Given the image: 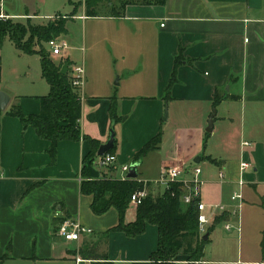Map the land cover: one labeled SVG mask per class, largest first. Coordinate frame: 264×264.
Listing matches in <instances>:
<instances>
[{
    "label": "crops",
    "instance_id": "obj_1",
    "mask_svg": "<svg viewBox=\"0 0 264 264\" xmlns=\"http://www.w3.org/2000/svg\"><path fill=\"white\" fill-rule=\"evenodd\" d=\"M80 2V13L64 18L63 38L57 37L66 42L67 49L62 57H50L55 64H69L67 72L70 76L74 65L84 69L79 92L81 135L105 143L112 124L110 105L114 102L116 106L117 120L113 123L116 161L109 167H100L96 160L99 169L89 166V177L92 180H100L103 176L123 180L128 172L124 173L121 168L134 163V155L160 132L158 149L139 161L135 180L144 185L148 195L157 197L167 189L158 183L162 170L180 168L179 180L198 178L201 182L202 202L225 207L222 220L216 222L221 215L215 216L207 227L204 251L212 245L216 231H234L239 237L244 205L250 200L255 201L259 196L258 187L264 186V145L250 148L244 142L249 148L230 159L206 156L217 168V178H211L208 172L205 173L207 170L200 167L204 160L205 134H210L205 132L207 126L174 124L169 142L172 149L165 151L163 122L168 124L172 114L174 120L176 110L165 120L163 116L166 106L170 108L171 105L191 103L214 108L227 101L264 105V0H165L163 6L127 5L122 11L118 10L119 16L112 15L111 5L103 4L96 17H87L84 0ZM34 5L33 0H2L3 13L15 22L46 25L48 22L34 23L43 18ZM56 15L48 17L49 21ZM70 21L73 22L71 27ZM76 23L78 29L80 27V41L76 36ZM41 45L49 53L46 43ZM12 53L9 51L5 55L7 68H13L17 75L13 78L17 80L35 72L22 58L29 54L17 49ZM177 56L175 82L170 87L169 99L165 100V89ZM4 62V51L0 49V91L10 97L7 109L18 104L24 115H37L40 112L38 98L49 93L48 84L41 76L46 91L41 86L40 91L20 92L13 86L12 79H7ZM216 97L219 102L214 106ZM209 107L205 119L211 116ZM226 118L221 119L225 121ZM49 148L50 143L40 139L30 126L24 128L18 118L2 112L0 260H3L0 264H74L73 252L77 253L80 246L88 252L105 253L107 260L115 264H151L150 255L157 250L158 244L155 225H146L145 231L133 238L110 231L118 223L117 211L111 208L104 215L95 216L90 209L91 196L79 193L80 170L88 152L87 143L82 140L58 143L54 160L48 153ZM152 154L157 157L159 174L156 177L145 172V162ZM241 162L249 165L242 173ZM256 164L261 168L259 173ZM195 169L200 170L197 176ZM247 170L251 172L244 174ZM219 173L223 174L222 178ZM240 179L244 182L241 191L245 187V192L240 207H237L230 201V196L239 188ZM151 182L159 185L153 187ZM235 210L237 216L231 214ZM135 214L136 206L130 205L125 222H133ZM61 219L77 222L92 232L81 234L77 243L65 242L54 232ZM226 224L231 225L230 230L224 229ZM259 230L262 245L264 224ZM220 241L224 246L228 239ZM85 260L89 261L87 264L96 262ZM261 260L238 259L228 263L204 259L203 255L200 261L206 264H264L263 248ZM188 262L184 255L174 258L175 264Z\"/></svg>",
    "mask_w": 264,
    "mask_h": 264
},
{
    "label": "trees",
    "instance_id": "obj_2",
    "mask_svg": "<svg viewBox=\"0 0 264 264\" xmlns=\"http://www.w3.org/2000/svg\"><path fill=\"white\" fill-rule=\"evenodd\" d=\"M114 0H84L85 15L96 17L103 4L111 5L113 16H119L118 10L131 4L163 6L165 0H121L117 6ZM79 2V5L80 6ZM116 6V7H115ZM78 7L70 16L76 14ZM66 20L49 21L44 26L26 23L12 22L11 20L0 19V45L4 37L8 36L15 49L26 54H36L40 58L41 76L49 86V93L39 97L40 112L37 115H24L18 104H12L5 111V115L16 117L24 128L30 126L36 135L50 143L49 155L55 159L58 143L62 141L79 142L84 141L88 145V152L83 157L79 182V193L91 196L90 209L95 216H102L111 208L118 213V223L110 231L122 232L127 237L133 238L145 231L146 225H155L158 228L157 250L150 255L151 264H175L174 258L177 255L188 257V264L200 261L204 255V246L207 240L198 233L196 202L185 205L182 202L184 193L181 183H172L162 195L147 197L136 206V214L133 222L126 223L125 215L130 207V197L135 192L142 190L144 185L135 179H113L103 176L100 180H92L89 177L88 167L97 160V150L100 142L87 136L81 135V99L78 90L71 85V77L68 72L61 73L62 67L67 63L55 64L46 50L41 47L42 43L59 37L65 32ZM41 48L34 51V45ZM179 56L175 59L174 70L171 79L165 89V100L169 99V91L175 82L176 65ZM219 102L216 97L214 106ZM111 122L117 120L115 103L110 105ZM1 113V112H0ZM2 114V113H1ZM205 134V138L208 137ZM161 143L159 132L153 139L147 142L133 157V162H139L147 153L158 149ZM115 147L108 155H114ZM105 154V155H107ZM224 215L215 219L220 222ZM61 219L59 224L63 222ZM57 228H54L56 233ZM108 231V232H110ZM107 232V233H108ZM210 233V231H208ZM262 248L264 249V233ZM75 255L76 252H73ZM78 254L84 259H92L96 262L91 264H115L107 260L105 253H96L80 246ZM1 259L0 261H2Z\"/></svg>",
    "mask_w": 264,
    "mask_h": 264
},
{
    "label": "rangeland",
    "instance_id": "obj_3",
    "mask_svg": "<svg viewBox=\"0 0 264 264\" xmlns=\"http://www.w3.org/2000/svg\"><path fill=\"white\" fill-rule=\"evenodd\" d=\"M36 5H34L35 11L39 15H42L43 18L40 20H35L34 23L43 24L49 22V18L57 14L54 18L55 21H62L65 17L69 18L70 14L74 10V7H79L80 0H33ZM118 1L114 0L113 3L117 6ZM81 9H77L76 14L80 13ZM59 13V14H58ZM62 14V15H61ZM63 14H68L63 15ZM12 22H15L13 19L9 18ZM73 22L70 21V27ZM76 36L78 35L80 27L78 29V24L75 25ZM63 35H60V38ZM81 38V37H80ZM77 39V37H75ZM0 49L4 51V59L5 62L3 64V71L8 76L7 79H12L13 86L20 89V92L28 93L33 90L28 89H37V91L41 90V86H44L46 91V83L41 78L40 74V61L39 57L36 54L26 55L27 57H22L24 60H27V63L32 69L35 70L34 73H30L28 77H18L17 80L13 78L17 76L13 71V68H7V54L9 51L14 52V45L9 40L8 36L4 37ZM46 49V47H45ZM34 51L40 50V46L35 43L33 47ZM47 51V49H46ZM23 53V52H22ZM49 54V53H48ZM14 56V54L12 53ZM51 56V55H49ZM17 63L20 65L21 60L18 59ZM22 63V68H23ZM18 68L17 66H15ZM36 74V77L34 75ZM14 75V76H13ZM12 77V78H11ZM34 78V79H33ZM14 79V80H13ZM37 81H34V80ZM36 83L35 86H30ZM203 105H195V104H181L178 106L171 105L170 108L166 106L164 111L163 120L165 117L169 116L170 112L177 114L175 119L172 120L173 114L171 117V121L167 124V122H163L165 124V128L163 130V140L165 142L163 150L170 151V131L173 129V125L180 127H195L197 125L208 126L209 119H205L204 114L207 113L208 107ZM171 109V110H170ZM211 114L213 116V124L212 129L214 127L213 132L208 134L209 136L205 139L204 146V160L201 162L200 167L203 170H207L205 173H209L211 178H217V168L214 164L210 163L206 156L209 155L212 158L217 160L219 159H230L234 157H238L241 151H246L247 148H252L262 144L264 145V105H256L254 103H241L239 101H227L225 103H221L220 105L212 108ZM227 117L226 120H222L221 118ZM244 142H247L249 146L244 147ZM156 155H150L145 162V172L151 175L157 176L159 174L158 167L156 164L157 157ZM207 167L204 168V166ZM258 164V163H257ZM256 164V166H257ZM94 170H98V166H96V159L91 165ZM258 173L261 168L257 166ZM251 170H247L244 174L250 173ZM159 178L161 175L158 176ZM190 177V176H188ZM198 179V178H197ZM152 186L157 187L159 184H155L151 182ZM163 185H160V188L163 189ZM245 188V187H244ZM243 188V195L244 190ZM203 189V188H202ZM201 189V190H202ZM235 191H238L235 190ZM247 191V190H246ZM232 194V193H231ZM257 194L259 195L255 201H248L244 206V210H242V231L240 236L231 231L226 233L225 231H216V238L213 241L211 246H207L204 251V259H209L213 261H227L228 263L237 261L238 259L241 261L246 260H255L262 261V233L260 234V227L264 224V186H259ZM242 208V209H243ZM228 239L226 244L222 246L221 239ZM74 245V244H73ZM72 243L69 244V248H71ZM239 255V258H238ZM35 264V263H33Z\"/></svg>",
    "mask_w": 264,
    "mask_h": 264
},
{
    "label": "built area",
    "instance_id": "obj_4",
    "mask_svg": "<svg viewBox=\"0 0 264 264\" xmlns=\"http://www.w3.org/2000/svg\"><path fill=\"white\" fill-rule=\"evenodd\" d=\"M0 19L7 20L9 17L3 13L2 0H0ZM46 46L49 50L51 56L54 57H62L64 51L67 49V44L62 39L53 38L46 42ZM83 76L84 69L82 66L74 65L71 70V85L80 92V89L83 84ZM1 115V113H0ZM248 145L244 143V146ZM98 165L100 167H109L113 165L116 161V157L114 155H103L98 156L97 158ZM248 164L246 162L240 163V172L242 173L245 169L248 168ZM129 166L124 165L121 170L124 173H127ZM182 171L180 168H165L161 172L159 184L165 185L167 188L172 183H181L183 185L184 193L181 197L183 204L188 205L196 202L197 209V223H198V233L200 236L204 235L207 231V227L210 226L212 220L215 216L226 213L225 207L221 204H206L201 201V182H199L196 178L190 181L179 180ZM195 175L197 176L200 173L199 169L194 170ZM223 174L219 173V178H222ZM127 179L126 175L123 177V180ZM244 182L242 179L238 181V191H234L230 196V201L232 203H236L237 207H240L243 201V194L241 191V187ZM147 191L145 187L142 190H139L131 195L130 197V205L138 206L141 202L147 197ZM233 216H237V210L231 213ZM225 230H230L231 225L226 224L224 226ZM240 230V227L237 228ZM92 231L89 228H86L77 222L71 220H64L61 222L56 231V236L62 239L65 242H79V237L81 234H90ZM88 260L83 259L78 255V252L74 255V264H87ZM193 264H206L205 262L197 261Z\"/></svg>",
    "mask_w": 264,
    "mask_h": 264
},
{
    "label": "water",
    "instance_id": "obj_5",
    "mask_svg": "<svg viewBox=\"0 0 264 264\" xmlns=\"http://www.w3.org/2000/svg\"><path fill=\"white\" fill-rule=\"evenodd\" d=\"M67 72V65H63L61 73L65 74ZM10 103V97L7 95L5 92L0 91V112H5L7 109L8 105ZM213 116L211 115L208 121V126L205 129L206 133H211L212 132V124H213ZM166 118V117H165ZM113 123L110 126L109 129V137L108 140L105 143L100 144L98 150H97V156H103L107 154L109 151H111L115 147V132L113 130ZM139 162H134L130 164L128 173L126 175L127 179H136L137 178V167H138ZM208 237V234L206 233L203 236V240H206Z\"/></svg>",
    "mask_w": 264,
    "mask_h": 264
}]
</instances>
